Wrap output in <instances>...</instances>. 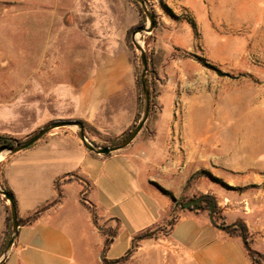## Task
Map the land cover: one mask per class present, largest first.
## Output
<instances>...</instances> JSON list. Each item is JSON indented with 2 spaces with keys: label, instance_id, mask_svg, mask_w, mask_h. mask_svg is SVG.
<instances>
[{
  "label": "crops",
  "instance_id": "0c3cea01",
  "mask_svg": "<svg viewBox=\"0 0 264 264\" xmlns=\"http://www.w3.org/2000/svg\"><path fill=\"white\" fill-rule=\"evenodd\" d=\"M43 72L41 65L33 74L11 76L9 94L0 102L1 134L24 141L53 122L81 121L88 140L104 146L122 138L138 120L139 87L130 51L101 52L96 66L78 82L45 84ZM182 91L180 77H172L152 99L148 120L137 137L109 156L89 151L73 127L55 128L31 147L10 155L1 166L0 185L12 192L22 223L3 264L117 261L130 252L140 234L164 227L177 260L170 264H254L243 238L212 221L214 203L228 224L247 226L250 247L264 256L261 190L244 195L243 205L236 204L235 209L226 208L229 199L223 195L214 199L213 190L202 192L196 186L188 190L192 170L204 161L210 166L218 163L223 146L218 138L210 141L214 134L209 129L197 137L193 112L175 118L174 101ZM226 158L229 168L241 167L230 163L231 156ZM251 179L264 181L249 178L244 183ZM199 192L210 196L211 204L182 207ZM8 207L0 194V259L8 233ZM108 240L110 246L105 248ZM149 240L155 246L156 241Z\"/></svg>",
  "mask_w": 264,
  "mask_h": 264
},
{
  "label": "rangeland",
  "instance_id": "374dc122",
  "mask_svg": "<svg viewBox=\"0 0 264 264\" xmlns=\"http://www.w3.org/2000/svg\"><path fill=\"white\" fill-rule=\"evenodd\" d=\"M145 1L155 27L136 40L151 68V101L172 77H180L175 118L193 112L197 137L209 129L210 141L218 138L223 146L218 163L204 161L192 170L188 190H213L214 199H229L226 208L242 206L247 193H264V181L244 183L264 180V0ZM142 25L149 21L135 0H0V102L13 74L30 75L42 65L45 84L78 82L96 66L98 54L114 48L130 51L141 77L133 32ZM142 100L141 114L143 92ZM227 156L241 167L229 168ZM8 157L0 159V170ZM217 217L224 218L222 211ZM140 236L120 261L90 258L84 264L177 261L166 241L167 227Z\"/></svg>",
  "mask_w": 264,
  "mask_h": 264
},
{
  "label": "water",
  "instance_id": "95a60500",
  "mask_svg": "<svg viewBox=\"0 0 264 264\" xmlns=\"http://www.w3.org/2000/svg\"><path fill=\"white\" fill-rule=\"evenodd\" d=\"M142 8V10L145 12L147 19L149 21L148 26H140L135 29L133 33V42L137 49L141 53V62H142V71H141V83H142V92H143V99H144V106H143V112L141 114V117L139 121L137 122L136 126L133 130L125 137L123 138L119 143L115 145L110 146H98L90 142L86 136L85 133V126L80 121H59V122H53L49 124L48 126L42 128L29 138H27L24 141H21L17 143L14 147H8V146H1L0 147V159L1 156H10L13 154H16L20 151H23L32 145H34L37 141H39L41 138H43L46 134H48L50 131H52L55 128L60 127H77L78 128V137L81 140V142L84 144V146L91 152H94L96 154L102 155V156H109L114 152L120 151L127 146H129L133 140L137 137V135L140 133V131L145 126L146 121L148 120L149 114H150V108H151V94H150V88L148 83V59L146 56V53L142 46L138 43L136 40V35L143 34V33H149L151 32L155 27V20L154 16L150 13V11L147 8L146 1L145 0H135ZM141 39H143V36H141ZM0 194L3 195L6 200L10 204V212L12 217V232L11 237L4 248L3 255L0 259V264H3L5 260L8 258V255L10 254V251L15 244L16 238L18 236L20 223L18 219L17 214V208L16 204L14 202L13 195L4 190L0 185ZM203 202H207L206 196H201L198 198H193L189 202H186L182 204L183 208H191V209H199L200 204ZM211 208V218L212 221L215 223L214 218V204L210 205ZM220 227V226H219ZM221 229L225 230L224 227H220Z\"/></svg>",
  "mask_w": 264,
  "mask_h": 264
},
{
  "label": "trees",
  "instance_id": "16d2710c",
  "mask_svg": "<svg viewBox=\"0 0 264 264\" xmlns=\"http://www.w3.org/2000/svg\"><path fill=\"white\" fill-rule=\"evenodd\" d=\"M142 26H144V25H142ZM150 75H151V68H150V64H149V60H148V83H149V88H150V82H149V76ZM137 82H138V87H139V100H140V108H141L143 100H142V83H141V78L140 77H137ZM150 94H151V89H150ZM140 117H141V110H140V113L138 115V120L136 121L134 126L128 131V133H126L122 138H120L118 140H110L105 146L115 145V144L119 143L123 138H125L131 132V130L134 129V127L136 126V124L139 121ZM19 142H21V141L15 139L14 137H12L10 135L0 134V146L14 147ZM6 191L9 192L10 194H12V192L10 190H8V189ZM206 198L208 199V198H210V196H206ZM7 211H8V217H7L8 233H7L6 242L4 244V248L6 247L8 241H9V239L11 237V232H12V217H11L10 207L7 208ZM217 216H218L217 206L214 203V218H215V222H216L217 226L218 227L219 226L220 227H224L225 230L228 231L232 235L241 236L243 238V240H244L246 249H247L248 253L250 254L254 264H264V256L262 254H260L259 252H256V251L252 250V248L250 247L251 240H250V237H249V232H248L247 226L244 223H242V222H238V223H236L234 225H231V224H228L224 218H221L220 221H219ZM36 217H37V215H35L32 219H30L28 221L31 222ZM19 223L21 224L22 222H19ZM140 237L142 238L143 236H140ZM109 246H110V242L108 240L106 242L105 248H108ZM120 260H117L116 262H118ZM105 261H106V263H111V262H109L107 260H105Z\"/></svg>",
  "mask_w": 264,
  "mask_h": 264
},
{
  "label": "flooded vegetation",
  "instance_id": "af4514ba",
  "mask_svg": "<svg viewBox=\"0 0 264 264\" xmlns=\"http://www.w3.org/2000/svg\"><path fill=\"white\" fill-rule=\"evenodd\" d=\"M207 201H208L209 204H211V202H212V201H211V198H208ZM208 203H207V204H208ZM204 204H206V203L203 202V203H201L200 205H204Z\"/></svg>",
  "mask_w": 264,
  "mask_h": 264
},
{
  "label": "bare ground",
  "instance_id": "6f19581e",
  "mask_svg": "<svg viewBox=\"0 0 264 264\" xmlns=\"http://www.w3.org/2000/svg\"><path fill=\"white\" fill-rule=\"evenodd\" d=\"M139 37H140V35H137V37H136V38H137V39H139ZM3 156H4V155H2V156H1V158H2Z\"/></svg>",
  "mask_w": 264,
  "mask_h": 264
}]
</instances>
